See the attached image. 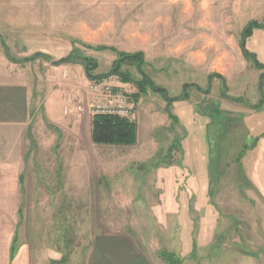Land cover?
Here are the masks:
<instances>
[{"label":"rangeland","instance_id":"374dc122","mask_svg":"<svg viewBox=\"0 0 264 264\" xmlns=\"http://www.w3.org/2000/svg\"><path fill=\"white\" fill-rule=\"evenodd\" d=\"M250 21L264 23V0H0V57L34 89L29 161L40 163L20 179L14 256L27 245L32 264H87L110 234L149 264H169L163 253L264 264V186L247 165L264 137V27L245 39L247 58ZM137 52L157 90L135 65L122 66L128 82L114 73L119 53ZM86 65L113 70L100 80L129 97L136 144L92 142ZM49 91L83 109L49 122Z\"/></svg>","mask_w":264,"mask_h":264},{"label":"crops","instance_id":"0c3cea01","mask_svg":"<svg viewBox=\"0 0 264 264\" xmlns=\"http://www.w3.org/2000/svg\"><path fill=\"white\" fill-rule=\"evenodd\" d=\"M53 94L49 91L45 96L44 109L49 122L61 127L71 120L65 118L62 102H57ZM33 98L34 89L21 78L15 77L12 64L0 57V264H32L29 246L22 245L16 256L13 251L18 224L20 179L23 181L22 173L26 165H40L29 161L31 155L35 154L30 147L31 136L28 134L33 117ZM74 124L76 126L75 120ZM248 153L251 156L247 162V165H251V178L256 185L263 187L264 137L258 140L255 147L249 148ZM25 185L23 182L22 186ZM87 264L149 262L136 254L128 237L109 234L97 238Z\"/></svg>","mask_w":264,"mask_h":264},{"label":"trees","instance_id":"16d2710c","mask_svg":"<svg viewBox=\"0 0 264 264\" xmlns=\"http://www.w3.org/2000/svg\"><path fill=\"white\" fill-rule=\"evenodd\" d=\"M254 26L264 27V23L260 24L256 21L248 22L242 32V39H246L249 35H251ZM240 48L245 57L251 59L254 58V55L247 50L245 44H242L240 42ZM71 56L72 55H69L68 59L71 58ZM142 57V52H137L135 54L119 53V57L114 63V73L120 75L123 82L130 81L129 73L127 71L122 70L123 64H128L135 65L137 70L143 75ZM254 62L256 65H258L256 61ZM91 67L93 66L91 65ZM216 76L220 77V75L217 74ZM102 78L103 77H100L95 80H100ZM143 80L146 82V84H148L144 76ZM114 90L118 89L114 88ZM91 139L93 143L99 145H134L137 142V123L131 120L129 117H123L118 115L94 114L91 120ZM162 255L169 264H183L181 260H179V258L176 257L174 254L163 253Z\"/></svg>","mask_w":264,"mask_h":264},{"label":"built area","instance_id":"2783aa9c","mask_svg":"<svg viewBox=\"0 0 264 264\" xmlns=\"http://www.w3.org/2000/svg\"><path fill=\"white\" fill-rule=\"evenodd\" d=\"M77 79V74H72L63 69L61 72L62 79ZM88 93L92 101L88 102L90 112L94 114L118 115L126 117L130 113V99L122 91L114 90V87L108 80H91L87 83ZM78 91L76 90V93ZM81 111L83 105L77 103L75 93L69 91L66 96V103L63 106V113L69 114L71 110Z\"/></svg>","mask_w":264,"mask_h":264},{"label":"water","instance_id":"95a60500","mask_svg":"<svg viewBox=\"0 0 264 264\" xmlns=\"http://www.w3.org/2000/svg\"><path fill=\"white\" fill-rule=\"evenodd\" d=\"M241 43H242V44H245V38H243V39L241 40ZM67 59H68V57L61 58V59H59L58 61H56L55 64L58 65V64H60V63H62V62L67 61ZM254 61H256V60L254 59ZM260 68H263V66L260 65ZM90 70H91V66L86 65V66H85V73H86V76H87V78H89V79H93V80H94V79H98V78H100V77L109 76V75L113 72V70H112V71L107 72V73L92 74V73L90 72ZM143 75H144V77L146 78L147 82L149 83L150 87H151L153 90H157V88H155V83H154V81L151 80V78H150L149 76H147L146 74H143ZM210 81H211V76H209V82H210ZM192 85H194V84H192ZM187 86H189V83H187V84L184 85V89H185V87H187ZM261 87H262V82L260 83V88H261ZM197 88L200 89V87H197ZM159 90L162 91L165 95H167V93H168V91H167L166 88L161 87V88H159ZM172 99H175V98H166V100H172Z\"/></svg>","mask_w":264,"mask_h":264}]
</instances>
